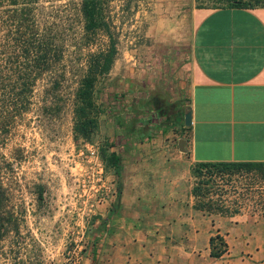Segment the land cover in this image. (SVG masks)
Returning <instances> with one entry per match:
<instances>
[{
  "label": "rangeland",
  "instance_id": "1",
  "mask_svg": "<svg viewBox=\"0 0 264 264\" xmlns=\"http://www.w3.org/2000/svg\"><path fill=\"white\" fill-rule=\"evenodd\" d=\"M155 2L130 0L129 8L121 9V0L108 1L117 52L97 84V102L103 109L98 131L90 142L75 143L71 136L73 91L83 70L84 53L105 39L100 35L95 43L84 44L76 5L69 0L51 1L64 27V52L36 79L29 109L15 118L8 133L0 131V179L20 219L18 233H8L1 243L0 264H21L20 260L23 264L93 263L94 239L102 236L107 222L100 229L98 221L116 201V177L102 167L98 139L104 136L113 141L106 130L120 135L114 117L123 99L153 93L173 104H183L185 99L179 80L192 26L187 8L198 1L184 2L181 7L174 0ZM154 35L172 40H155ZM181 36L183 40H176ZM150 117L153 122L158 119L153 111ZM246 175L263 185L264 201V172L241 171L233 177L237 182ZM259 208L253 199L246 201L238 215L250 219L249 225L237 224L222 234L227 250L219 257L208 256L207 244L199 235L197 247L177 253V262L264 264V215Z\"/></svg>",
  "mask_w": 264,
  "mask_h": 264
},
{
  "label": "crops",
  "instance_id": "2",
  "mask_svg": "<svg viewBox=\"0 0 264 264\" xmlns=\"http://www.w3.org/2000/svg\"><path fill=\"white\" fill-rule=\"evenodd\" d=\"M187 9L192 26L179 87L190 123L182 116L140 140L106 130L121 158V189L99 238L96 264H181L177 253L196 248L199 235L207 244L213 232L249 225L239 213L223 216L191 206L189 164L264 161V7ZM179 136L185 152L177 149Z\"/></svg>",
  "mask_w": 264,
  "mask_h": 264
},
{
  "label": "trees",
  "instance_id": "3",
  "mask_svg": "<svg viewBox=\"0 0 264 264\" xmlns=\"http://www.w3.org/2000/svg\"><path fill=\"white\" fill-rule=\"evenodd\" d=\"M53 0H0V131L10 127L32 102L36 79L62 57L66 36ZM76 5L84 44L95 43L104 36L95 49L84 53L83 70L73 91L71 107V136L75 143L90 142L99 127V115L103 112L97 102V84L108 73L117 48L112 18L108 10L109 0H69ZM195 7H264V0H196ZM130 0H121V9L129 8ZM75 8V7H74ZM118 104L114 121L123 135L132 134L135 140L150 136L153 129L174 126L188 106L165 102L156 93L133 95ZM150 111L158 119L153 122ZM113 141L101 137L97 142V155L103 169L111 170L116 177V201L109 212L98 221L102 229L107 218L118 206L121 189V158L111 147ZM264 172V161L198 160L189 164L192 196L191 206L205 213L232 216L240 213L247 200L259 204L264 215L261 187L248 176L235 182L234 173ZM257 194V198H253ZM256 209V205H253ZM20 219L9 205V195L0 179V254L1 243L8 233L17 234ZM92 247V264H96V242ZM208 256L219 257L227 250V242L219 232L207 237ZM13 260L16 253H13ZM23 264V260H20ZM16 264L15 261L12 262ZM74 264H79L77 261Z\"/></svg>",
  "mask_w": 264,
  "mask_h": 264
},
{
  "label": "water",
  "instance_id": "4",
  "mask_svg": "<svg viewBox=\"0 0 264 264\" xmlns=\"http://www.w3.org/2000/svg\"><path fill=\"white\" fill-rule=\"evenodd\" d=\"M183 123L185 125H188L190 123V111L189 109H187L184 113H183ZM176 144H177V149L180 151V152H185V138L182 137V136H179L177 137V140H176Z\"/></svg>",
  "mask_w": 264,
  "mask_h": 264
}]
</instances>
